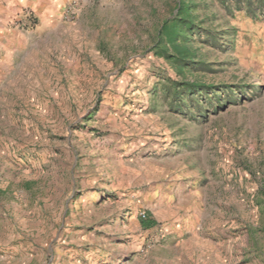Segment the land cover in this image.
Here are the masks:
<instances>
[{"label":"rangeland","instance_id":"rangeland-1","mask_svg":"<svg viewBox=\"0 0 264 264\" xmlns=\"http://www.w3.org/2000/svg\"><path fill=\"white\" fill-rule=\"evenodd\" d=\"M177 1L69 0L0 37V264H264V20L191 0L226 33L195 77L227 89L176 111L151 48Z\"/></svg>","mask_w":264,"mask_h":264},{"label":"trees","instance_id":"trees-1","mask_svg":"<svg viewBox=\"0 0 264 264\" xmlns=\"http://www.w3.org/2000/svg\"><path fill=\"white\" fill-rule=\"evenodd\" d=\"M228 12L245 11L254 20H264V0H218ZM197 5L191 0H178L176 11L166 20L158 32L151 48L154 55L164 59L173 70L175 78H170L167 93L172 97L176 111L186 109L188 105L200 108L198 100L222 104L223 98L217 95L224 93L221 87L206 85L195 76L207 70L208 64L200 56L201 47L213 46L217 40H223L226 33L220 36L203 28L205 22H196ZM195 77V78H194ZM218 106V105H217ZM154 222H143L145 229H150Z\"/></svg>","mask_w":264,"mask_h":264},{"label":"crops","instance_id":"crops-1","mask_svg":"<svg viewBox=\"0 0 264 264\" xmlns=\"http://www.w3.org/2000/svg\"><path fill=\"white\" fill-rule=\"evenodd\" d=\"M68 1L0 0V37L8 40V36L19 35L21 32L13 27V23L23 19L27 12H33L38 19V25L33 33L45 31L57 20L61 6Z\"/></svg>","mask_w":264,"mask_h":264},{"label":"built area","instance_id":"built-area-1","mask_svg":"<svg viewBox=\"0 0 264 264\" xmlns=\"http://www.w3.org/2000/svg\"><path fill=\"white\" fill-rule=\"evenodd\" d=\"M25 21H24V26H26L27 28L33 27L34 23H35V17L30 13L27 12L25 14Z\"/></svg>","mask_w":264,"mask_h":264}]
</instances>
